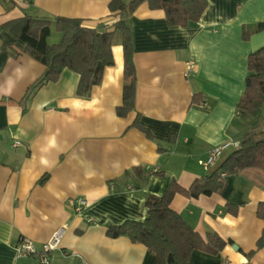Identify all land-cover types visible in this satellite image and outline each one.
Segmentation results:
<instances>
[{
    "label": "crops",
    "instance_id": "1",
    "mask_svg": "<svg viewBox=\"0 0 264 264\" xmlns=\"http://www.w3.org/2000/svg\"><path fill=\"white\" fill-rule=\"evenodd\" d=\"M206 1L198 22L187 27L170 26L164 11L147 3L130 15L136 84L134 107L125 117L117 115L124 85L119 37L111 47L114 65L82 98L76 95L79 76L67 69L58 81L30 92L45 66L25 53L13 31L0 30V264H40L34 257L17 258L16 245L27 238L39 249L60 229L50 264H154L143 245L107 237L108 226L143 222L145 198L162 196L171 181L184 189L202 183L232 152L207 171L198 162L252 128L237 104L247 58L264 46V0ZM108 4L0 0V27L24 16L47 18L53 24L46 40L54 45L62 38L57 18L113 31L118 16ZM262 113L264 122V106ZM136 120L149 137L134 126ZM136 168L148 171L144 183L133 174ZM218 181L216 193L177 194L170 204L203 239L216 234L226 242L217 255L192 252V264H264V247L256 249L264 231L256 216L264 203V172L247 168L220 174ZM70 200L85 205L70 207Z\"/></svg>",
    "mask_w": 264,
    "mask_h": 264
},
{
    "label": "trees",
    "instance_id": "2",
    "mask_svg": "<svg viewBox=\"0 0 264 264\" xmlns=\"http://www.w3.org/2000/svg\"><path fill=\"white\" fill-rule=\"evenodd\" d=\"M142 3H147L150 10H163L168 24L179 27L198 22L208 7L206 0H132L129 5L124 4L123 0H109L110 13L118 16L113 31L87 29L82 27L79 20L57 18L54 20L55 29L62 34V38L54 45H49L46 40L53 24L47 18L24 16L0 27V30L13 31L19 41L24 43L25 53L45 66L43 76L35 82L30 92L47 82L58 81L61 73L67 69L79 76L76 95L82 98L90 96L92 89L100 84L104 70L114 65L111 47L116 36L119 37L124 57V85L123 102L117 109V115L125 117L133 110L136 84L128 22L130 15ZM244 38H247L246 33ZM247 71L245 90L237 104V112L242 117L252 119V128L239 140L240 149L228 155L202 183L195 181L188 189H184L171 181L162 196L149 195L144 202L148 213L146 219L143 222L125 221L118 226L109 225L107 237H126L134 244L143 245L154 255V264H192L191 255L194 251L210 255H217L222 251L226 246L223 239L216 234H207L203 239L170 208V204L177 194L197 198L216 193L221 188L218 181L220 174L234 175L247 168H257L264 172V46L248 56ZM134 126L150 136L139 121L136 120ZM132 172L140 183H144L149 176L148 171L140 168L133 169ZM154 174L160 175L161 172ZM227 207L230 210L229 205ZM256 216L264 220V203L258 205ZM263 247L264 231L256 249ZM253 253L254 251L247 256L251 257Z\"/></svg>",
    "mask_w": 264,
    "mask_h": 264
},
{
    "label": "built area",
    "instance_id": "3",
    "mask_svg": "<svg viewBox=\"0 0 264 264\" xmlns=\"http://www.w3.org/2000/svg\"><path fill=\"white\" fill-rule=\"evenodd\" d=\"M192 70L193 64L190 62L187 64V72ZM15 145H18V143H15ZM240 147L241 144L239 140H228L223 142L222 144L213 147L206 156V159L200 160L198 164L207 171L210 168L215 167L225 153L239 150ZM74 205H77V208H80L85 205V202L81 200L68 201V206L73 207ZM63 231L64 230L62 229L56 230L47 242L40 244L41 247L39 249L36 248L32 240L21 238L15 247L17 258L34 257L40 264H50L52 253L60 247Z\"/></svg>",
    "mask_w": 264,
    "mask_h": 264
}]
</instances>
